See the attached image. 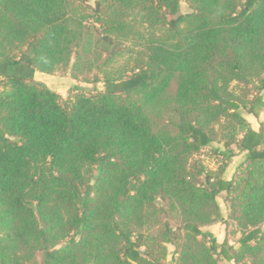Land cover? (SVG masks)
<instances>
[{"label":"trees","instance_id":"1","mask_svg":"<svg viewBox=\"0 0 264 264\" xmlns=\"http://www.w3.org/2000/svg\"><path fill=\"white\" fill-rule=\"evenodd\" d=\"M185 1L97 0L88 24L72 0H0V264H264V0ZM136 11L129 69L67 98L35 78L73 55L77 78L94 29L104 74ZM203 148L245 158L228 179ZM223 192L238 249L203 229Z\"/></svg>","mask_w":264,"mask_h":264},{"label":"rangeland","instance_id":"2","mask_svg":"<svg viewBox=\"0 0 264 264\" xmlns=\"http://www.w3.org/2000/svg\"><path fill=\"white\" fill-rule=\"evenodd\" d=\"M74 4L79 8L80 12L87 17H91V20H87L88 24H91V21L94 20V10H95V2L97 0H72ZM184 10L188 9L187 3L185 0H182ZM106 5H110V2H106ZM131 25L135 27L137 31H140V37L136 38H128L122 40L120 44L123 47H130L133 52L126 53L123 56L118 57L115 61H113L109 66L105 67V72L100 73L99 69L102 66L104 58L106 57V53L100 57L98 56L100 52H103V46L99 43V34L95 29L89 32L85 39L84 46V55L82 56V60L80 61V67L78 70V77L75 78L73 76V64L79 58L76 55H73L71 61L66 65H59L52 73H45L37 71L35 74V78L43 83H45L50 89L59 93L63 98H67L69 95L74 96L78 92H92L95 89V85L91 82V80L99 75L101 79H104L105 74L117 75L123 70L129 69L134 60L138 57V53L136 51H140L142 49V43L144 42V36L148 35L147 24H144L142 21V14L137 11L131 16L126 18ZM99 27V24H96ZM81 59V58H80ZM92 65V68L89 66ZM99 90L104 89L103 81L99 82L97 85ZM174 92V88L173 91ZM247 120L251 123V125L259 130L264 123V111L260 114L259 117H255L252 114H246ZM156 119H159L157 117ZM213 145L219 146L221 143L218 141L214 142ZM203 160L207 170L212 173L220 174L224 178H231L236 171L238 165L244 160L245 153H237L230 161L224 160L221 156L214 154L208 148H203L196 156ZM217 200L221 207L222 218L218 222L214 223L219 230L218 238L220 241L227 240L233 249L239 248L238 239L240 238L242 232L236 224L228 218L230 203L226 200V192L221 193ZM173 223H176L173 220ZM264 227V225H263ZM205 228V227H204ZM203 228V229H204ZM168 255L166 261L170 260L172 252L174 251V246L172 244H167ZM264 257V256H263ZM221 264H234L233 261L228 262L225 260H221Z\"/></svg>","mask_w":264,"mask_h":264},{"label":"crops","instance_id":"3","mask_svg":"<svg viewBox=\"0 0 264 264\" xmlns=\"http://www.w3.org/2000/svg\"><path fill=\"white\" fill-rule=\"evenodd\" d=\"M255 129H256V128H255ZM204 230L211 231V232L217 237V239H218V241H219L220 243H223V242H224V241H220V239L218 238V236H217V235H218L217 231L219 230V228H217L215 224H211V225L206 226V227L204 228Z\"/></svg>","mask_w":264,"mask_h":264}]
</instances>
